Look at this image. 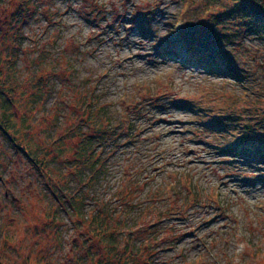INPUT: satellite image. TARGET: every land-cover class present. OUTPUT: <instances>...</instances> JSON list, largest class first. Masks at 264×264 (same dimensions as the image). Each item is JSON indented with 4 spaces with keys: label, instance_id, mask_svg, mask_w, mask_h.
Returning <instances> with one entry per match:
<instances>
[{
    "label": "rangeland",
    "instance_id": "1",
    "mask_svg": "<svg viewBox=\"0 0 264 264\" xmlns=\"http://www.w3.org/2000/svg\"><path fill=\"white\" fill-rule=\"evenodd\" d=\"M25 9L24 23L12 21ZM216 11H226L217 0H0V78L18 104L0 123L17 141L0 128V264H73L74 242L77 254L95 250L89 264L98 251L105 264H264V156L250 152L264 125L243 128L264 114V37L243 20L212 27ZM196 29L206 43L215 29L235 33L213 54L257 85L197 63L184 39ZM101 132L111 146L93 142L76 158ZM25 147L49 162L51 181ZM92 166L84 193L104 206L99 237L90 216H75L78 230L49 216L50 184L71 192Z\"/></svg>",
    "mask_w": 264,
    "mask_h": 264
},
{
    "label": "trees",
    "instance_id": "2",
    "mask_svg": "<svg viewBox=\"0 0 264 264\" xmlns=\"http://www.w3.org/2000/svg\"><path fill=\"white\" fill-rule=\"evenodd\" d=\"M256 1L257 0H254V1L253 0H217V3H220L223 9H226V11L220 14L218 13L220 11H216L217 15L222 16V17L215 15L211 19V21L214 20L212 23L213 24L212 27H216V29L221 25H224L226 27V23H228L229 21L230 23H232V22H235L236 20H243L242 21L243 24L241 25V28H240L242 31L243 29L251 31L254 33L253 35L254 37H256L255 39H258V40L259 38L263 39L264 37V16H263L264 12L263 11L264 10L260 6H258V3ZM211 9L214 10L213 8ZM28 11H29V8H28ZM34 11H35V8L33 7L31 13H33ZM12 14L14 15L13 16L14 20L12 21H15V22L23 20L22 23H24L25 20L28 18L26 9L24 10L23 14H20L19 11L13 12ZM216 29L214 32L211 33L212 34L211 37L214 38V40L210 43L209 41L208 43H206V41H204V39L200 35H198L200 34L198 32H200L201 30L196 29V34L198 33L197 35L194 36L191 33L190 38L188 37L189 35L187 37H184L185 42H186V45H185L186 49L189 50L191 54H197L196 58L199 59L200 65L204 66L205 68H208V71L217 73L219 74V76L225 77L227 79H233L235 81L240 80L242 84L248 83L250 86L251 85L250 79H243L241 77V73L245 71V69H240L239 65L236 66L234 63L229 62L224 57H222L220 53L213 54L214 51H216V49H219V47H217L219 45L215 46L217 43H219L217 42L218 40H216V38L226 39L228 38V36H230L231 39H233L234 37L236 38V34L229 31L228 29L221 30V31L228 32V34L227 33L220 34L216 32ZM259 34H260V37H259ZM20 39L21 38L19 37L18 40L20 41ZM19 41H17L16 43H19ZM5 49H8V48H5ZM2 53L3 51L0 50V56L2 55ZM202 56L203 58H201ZM213 56L220 57L223 60L225 59L226 60L225 62H227V65H225V62H221L219 60L217 62L213 61L212 60ZM40 81L43 82L42 79ZM4 83L5 81H3L2 78H0V96L2 98H4V96L6 97L5 100L2 101V104L4 107H1L2 109L0 110V123L2 124V121H3L7 125L8 122L14 119L16 116L14 112H11L12 106L18 107V104L17 105L14 104L15 101L8 94L10 90L6 91L3 87ZM34 97H37V96H34ZM19 106H23L24 108H26L28 106V103L24 101V102H21ZM1 112L5 113V115H3V113L1 115ZM22 116L24 117V122H25L27 116L25 115H22ZM5 118H7L6 121H5ZM231 121L236 122L238 120L235 117ZM0 128L6 131V133L11 136L12 141H16V138L13 137L14 133L13 134L9 133L7 131V128L4 125L0 126ZM78 130L79 128L75 129V132L78 133ZM72 135H74V133ZM110 140H111V137L109 135L106 136L105 133H102V132L101 134H96V137L88 136L86 137V139L82 140L83 144L80 145L79 148H76L77 152L79 153L76 154L75 157L77 158L78 156H80L81 154L80 152H87L90 148L89 145H91L93 142H94L93 144L98 143L97 146L103 145L104 143L108 142V145L111 146V143L109 142ZM262 141L264 144V138ZM35 142L36 141H34V143ZM27 143L30 144L29 141ZM263 144L259 145L258 149L256 150L252 149L250 152L254 154V156H258V155L264 156V146H262ZM85 146L87 147V149H85ZM32 149L30 148L27 149L25 147V152L27 156L33 162H35L41 174L48 181H51L50 180L51 177L47 176L49 174L48 172L49 162L44 161L43 159L39 158L36 150H32ZM244 150H248V148L244 147ZM102 156H103V153L101 154L100 157ZM99 169L100 167H97V169L93 168L92 170H90L88 174L85 176V178H82L79 180L76 187H74L71 192L66 190L61 185L58 186V188H56L54 185L50 184L51 188L53 189V193H54L53 198L58 203V207L55 210H52L51 212H49V216H51L53 219H56L59 217L61 213H63L70 219L72 227L75 228L76 230L80 229V225L82 224V223H79V221L77 220L88 221V218L90 216L92 217L90 222L93 223V221L95 222L99 221L97 223V226L91 229L93 232L95 231L96 235H98L99 237L100 234L105 231L102 220L100 219V213L103 212L102 209L104 206L103 204H100L98 209L93 210L94 206H92L93 205L92 202L90 201L89 198L86 197L84 193V189L92 184L93 179H94L93 177L97 176L98 173L100 172ZM63 188H64V192H63ZM75 216L78 217L77 220L75 219ZM75 246L76 248H80V246L77 245L76 242H74L72 249ZM76 248L74 250L71 249L68 251L67 253V256H69L67 257L68 260L71 261L73 264H89L91 262L92 257L95 256L94 255L95 250L93 249L94 250L93 251L90 248L88 250L84 249L83 253L77 254L75 253ZM98 255L100 256L96 264H101L102 262L105 264L106 262H108L109 260L108 257L106 258L105 255L103 256V254L100 251H98ZM123 264H128V263L124 262Z\"/></svg>",
    "mask_w": 264,
    "mask_h": 264
},
{
    "label": "bare ground",
    "instance_id": "3",
    "mask_svg": "<svg viewBox=\"0 0 264 264\" xmlns=\"http://www.w3.org/2000/svg\"><path fill=\"white\" fill-rule=\"evenodd\" d=\"M247 73V74H246ZM241 77L243 78V79H250V81H251V85H250V87H253L254 88V86L255 85H257V82L254 80V77H252V75L251 74H249L246 70L245 71H243L242 73H241ZM244 108L246 109V111L247 112H245V114H250L251 112H252V106H250V105H246L245 104V106H244ZM254 114V113H253ZM235 115H238L236 112H235ZM259 115H261V112H258V116ZM244 120V119H243ZM243 120H242V118L240 117V120H239V122L240 123H242L243 122ZM261 123H264V114H262V116H260V119H258L257 120V122L254 124V128H256V131L255 132H258L261 128L260 127H262L264 124H261ZM239 129H241L240 127H239ZM252 131V130H251ZM241 135H242V137L245 135V133H244V131H242L241 132ZM252 140V139H251Z\"/></svg>",
    "mask_w": 264,
    "mask_h": 264
}]
</instances>
